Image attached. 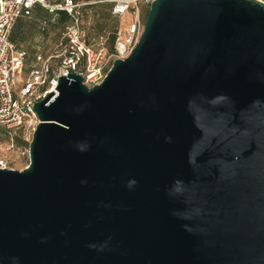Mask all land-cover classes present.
I'll return each instance as SVG.
<instances>
[{
	"label": "water",
	"instance_id": "water-1",
	"mask_svg": "<svg viewBox=\"0 0 264 264\" xmlns=\"http://www.w3.org/2000/svg\"><path fill=\"white\" fill-rule=\"evenodd\" d=\"M54 89L0 167V264H264V2L152 0Z\"/></svg>",
	"mask_w": 264,
	"mask_h": 264
},
{
	"label": "built area",
	"instance_id": "built-area-1",
	"mask_svg": "<svg viewBox=\"0 0 264 264\" xmlns=\"http://www.w3.org/2000/svg\"><path fill=\"white\" fill-rule=\"evenodd\" d=\"M104 1L90 0L89 2ZM110 12L114 18L130 14L131 19L123 26L114 27L115 38L108 46V35L98 33L87 39L80 27L79 0H0V125L9 133L24 128L32 133L40 121L34 102L42 99L51 90L57 92L58 77L75 72L82 76L89 86L101 82L114 58H124L136 44L143 23L139 4L147 6L152 0H110ZM264 2V0H260ZM40 4L54 13L58 9L70 15L63 35L46 55L38 53L24 73L26 52L17 48L10 39V31L16 18L28 15ZM42 28L46 21H42ZM0 167H10L0 157Z\"/></svg>",
	"mask_w": 264,
	"mask_h": 264
},
{
	"label": "rangeland",
	"instance_id": "rangeland-1",
	"mask_svg": "<svg viewBox=\"0 0 264 264\" xmlns=\"http://www.w3.org/2000/svg\"><path fill=\"white\" fill-rule=\"evenodd\" d=\"M53 1L55 0H50V2ZM79 1L82 2L78 13L80 17V27L84 31V35L87 39H91L98 33H104L108 35L109 38L114 30V26L118 25L119 22L124 26L131 19V13L125 14L120 18H114L110 12L112 3L110 0L96 2H89L90 0ZM139 7L140 19L144 24L146 16V9L144 8L146 7L142 5L141 8L140 4ZM48 17L50 19V24L45 30L40 27L36 29L32 28V30H29L22 38H18V42H16V45L25 50L27 55L23 68L24 73L27 72L28 67L33 63L35 59L34 55L38 53L46 55L53 50L54 46L63 35L65 26L68 23H64L60 19L57 20L55 16L49 15ZM41 36H45V41L42 44H37ZM5 133L8 134V137H6ZM15 133L21 134L26 143L21 145L16 144L13 139ZM15 133H9L6 132V130L0 131V157L4 158L11 168L21 169L26 166L29 161L28 143L32 133H29L24 128H21Z\"/></svg>",
	"mask_w": 264,
	"mask_h": 264
},
{
	"label": "trees",
	"instance_id": "trees-1",
	"mask_svg": "<svg viewBox=\"0 0 264 264\" xmlns=\"http://www.w3.org/2000/svg\"><path fill=\"white\" fill-rule=\"evenodd\" d=\"M112 4V3H111ZM37 5V4H36ZM39 6H41L42 8H44V10H45V13L43 14V17H39L38 16V18L39 19H36V22L37 23H39V27L41 28V29H46L48 26H49V24H50V19H49V15H51V16H55V18H57V20H62L64 23H67V22H69L70 21V15L66 12V11H64V10H62V9H58V10H56L54 13H51V12H49L48 11V9L46 8V7H44V6H42V5H40V4H38ZM142 5L144 6V7H146V8H144V9H146V12H147V8H148V6L146 5V4H140V6H141V8H142ZM111 8V7H110ZM32 10H33V8H32ZM49 14V15H48ZM33 14H32V11H31V13L30 14H28V15H20V16H18L17 18H16V20L14 21V23H13V25H12V28H11V31H10V39L16 44V42H18V38H22L23 37V35L24 34H21V35H19V34H15V32L13 33V27H14V25H15V22L17 21V19L19 18V17H31ZM43 20H45L46 21V24L44 25V27L42 28V21ZM115 27V26H114ZM28 33V32H27ZM26 35V34H25ZM15 37H16V39H15ZM45 39V36H41V40H44L43 38ZM114 38H115V30H113L112 31V34L109 36V38H108V46L109 47H112V45H113V42H114ZM16 47L17 48H20V47H18L17 45H16ZM21 49V48H20ZM35 52V51H34ZM34 52H33V54H34ZM32 54V55H33ZM36 54V53H35ZM44 55V54H43ZM35 56V55H34ZM26 57H27V55H25V59H26ZM21 128H18V129H16L15 131H14V133L16 132V131H19ZM2 130H6V128L5 127H3L2 125H0V131H2ZM6 132H8L7 130H6ZM5 135H6V137H8V134H6L5 133ZM13 139H14V142L16 143V144H18V145H21V144H24V143H26L25 142V140H24V138L21 136V134H17V133H15L14 134V137H13Z\"/></svg>",
	"mask_w": 264,
	"mask_h": 264
},
{
	"label": "crops",
	"instance_id": "crops-1",
	"mask_svg": "<svg viewBox=\"0 0 264 264\" xmlns=\"http://www.w3.org/2000/svg\"><path fill=\"white\" fill-rule=\"evenodd\" d=\"M50 1V0H48ZM45 13L44 8L39 6L38 4L33 7L32 10V16L31 17H19L17 21L15 22V25L13 27V33L15 34H27L29 30L36 29L39 27V23L36 22V19H39L38 16L41 18L43 17V14ZM49 15V14H48ZM43 38V37H42ZM16 39V37H15ZM39 39V38H38ZM44 39V38H43ZM44 40H41V38L38 40L37 44L44 43ZM39 46V45H38Z\"/></svg>",
	"mask_w": 264,
	"mask_h": 264
}]
</instances>
